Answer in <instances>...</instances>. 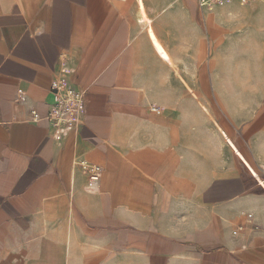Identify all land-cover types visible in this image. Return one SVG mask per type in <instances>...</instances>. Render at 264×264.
Here are the masks:
<instances>
[{"label": "crops", "instance_id": "obj_1", "mask_svg": "<svg viewBox=\"0 0 264 264\" xmlns=\"http://www.w3.org/2000/svg\"><path fill=\"white\" fill-rule=\"evenodd\" d=\"M200 1L0 0V264H264V0Z\"/></svg>", "mask_w": 264, "mask_h": 264}, {"label": "built area", "instance_id": "obj_2", "mask_svg": "<svg viewBox=\"0 0 264 264\" xmlns=\"http://www.w3.org/2000/svg\"><path fill=\"white\" fill-rule=\"evenodd\" d=\"M221 1L201 0L200 6L206 7ZM245 1L242 0L243 3ZM51 91L54 95V101L45 120L53 128L56 135L65 136L76 128L77 116L83 108V94L71 85L69 72L64 69H61L60 76L53 79ZM152 111H157V109L154 108ZM33 115L39 121L37 116ZM81 167L87 172L90 182H96L100 179V168L88 165Z\"/></svg>", "mask_w": 264, "mask_h": 264}, {"label": "rangeland", "instance_id": "obj_3", "mask_svg": "<svg viewBox=\"0 0 264 264\" xmlns=\"http://www.w3.org/2000/svg\"><path fill=\"white\" fill-rule=\"evenodd\" d=\"M137 1V7L139 12H143V10H145V6L143 3V0H136ZM149 37L150 40L154 46V48L157 50V52L160 54V56H162L163 59H165V57H167V59H165L166 61L170 62L168 56L166 55V53L164 52V50L161 48L160 44L157 42L156 38L153 35V32L151 29H149Z\"/></svg>", "mask_w": 264, "mask_h": 264}, {"label": "bare ground", "instance_id": "obj_4", "mask_svg": "<svg viewBox=\"0 0 264 264\" xmlns=\"http://www.w3.org/2000/svg\"><path fill=\"white\" fill-rule=\"evenodd\" d=\"M138 19H139L140 23H150V19L147 17L145 10H143V12H139V18Z\"/></svg>", "mask_w": 264, "mask_h": 264}, {"label": "snow or ice", "instance_id": "obj_5", "mask_svg": "<svg viewBox=\"0 0 264 264\" xmlns=\"http://www.w3.org/2000/svg\"><path fill=\"white\" fill-rule=\"evenodd\" d=\"M165 59H167V57H165Z\"/></svg>", "mask_w": 264, "mask_h": 264}]
</instances>
